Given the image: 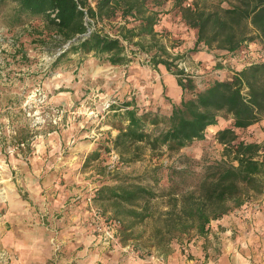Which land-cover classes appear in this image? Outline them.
<instances>
[{"label":"rangeland","instance_id":"rangeland-1","mask_svg":"<svg viewBox=\"0 0 264 264\" xmlns=\"http://www.w3.org/2000/svg\"><path fill=\"white\" fill-rule=\"evenodd\" d=\"M230 1L184 0L183 5L213 11L219 6L227 7ZM174 5V0H168L159 9L161 20L155 30L169 52L175 56L184 55V59L178 62L179 67L185 69L200 88H204L209 79H225L232 72L264 60V49L259 42L248 44L234 55L225 51H211L203 46L197 52H192L197 39L196 30L187 26L179 8ZM13 8L14 5L0 8V165L8 166L7 172L14 173L10 178L17 184L15 172L19 160L26 164L35 159L33 155L42 148H53L58 144L59 150L49 153L45 160L47 164L55 165L63 161L71 166L78 165L82 174L87 173L84 175L87 182L80 183V186H85L84 190L75 186L78 184L61 185V189H67L70 196L68 203L55 210L54 214L49 209L45 211L44 206L39 205V199L35 198L30 203L25 201L24 208L13 210L9 203L1 201L0 196V240L3 242L0 241V264H14L19 259L10 250L14 246L10 235L13 232L21 234L25 243L35 236L40 240L37 260H41V264H65V261L72 259L77 251L62 245L63 240L66 241L64 244H68L69 239L64 237L66 232L63 227L59 226L57 230L52 228V219L65 223L66 213L80 210L79 206L83 203L81 208L93 210L92 226L108 249L116 246L122 254L137 261L143 259L144 264H199L196 260H200V249L223 241L225 235L214 234L217 228H214L212 236H209L210 232L204 237L193 233L183 241H175L167 255H161L153 247L151 236L161 226L162 213L169 206L168 199L161 197L167 187V170H187L192 174L188 182L197 183L207 174L211 164L222 159L223 147L215 140L214 131L207 132L206 141L196 142L180 152L164 150L163 153H152L144 145L141 159L134 162H128L127 156L125 161L121 160L111 142L118 134L111 124L120 123L119 118L113 116L114 112L108 110L109 105L119 106L133 101L142 112L168 115L172 102L178 103L181 97L176 78L175 82L171 81L164 66L155 68L147 54H135L137 48L131 46L126 50L131 61L123 65H112L107 56L100 57L93 53L82 55L67 52L61 56L70 44H63L60 38L48 35L42 19H32L24 26L12 27L10 14ZM36 27L44 33L46 41L37 40L39 33L35 32ZM97 27L111 35L118 32L116 23H102ZM163 126L148 130L159 132ZM240 136L264 144V119ZM23 140H26L25 143H21ZM105 147L110 148L111 152L108 153ZM95 151L99 152L100 157L86 164L87 157ZM156 168L162 178L159 185H155L152 178ZM135 178H139L137 182L145 186H153L159 197L150 203L153 217L135 226L134 239L125 242L123 222L116 220L110 209L96 203L94 197L97 189L104 184L115 185ZM194 183L190 185L191 188ZM7 190L0 183V194ZM43 190L49 191L48 188ZM78 190L82 195L75 193ZM59 192L50 191L45 198L46 203L53 198L58 200ZM251 202L250 199L248 204ZM65 224L67 226L69 223ZM113 226L117 228V244H110L105 239L106 229ZM218 231L221 233L225 230L219 228ZM238 234L233 230L228 239L233 241ZM120 247L126 250L122 251Z\"/></svg>","mask_w":264,"mask_h":264},{"label":"trees","instance_id":"trees-1","mask_svg":"<svg viewBox=\"0 0 264 264\" xmlns=\"http://www.w3.org/2000/svg\"><path fill=\"white\" fill-rule=\"evenodd\" d=\"M167 1L0 0V8L14 5L10 14L12 27L42 19L48 35L70 44L61 56L67 52L93 53L107 56L112 65H123L131 61L126 53L131 46L137 48L135 54H147L155 68L164 66L176 78L181 97L178 103L172 102L168 115L142 112L133 101L110 105L108 110L119 118V125L111 124L118 130L111 142L121 160L125 161L126 156L128 162L141 159L144 145L152 153L180 152L206 141L209 128L218 126L221 120L227 123L214 137L223 147L222 159L211 164L200 181L188 182L192 174L187 170H167V187L161 197L168 199L169 206L162 213L161 226L151 236L153 247L161 255H167L175 241H183L193 233L207 236L213 221L241 208L253 196L264 194V144L240 136L264 119V60L232 72L225 79H209L200 88L179 67L184 55L169 52L155 30L161 20L159 9ZM174 1L187 26L196 30L192 52L203 46L234 55L252 42H259L264 49V0H232L227 7L219 6L213 11L184 6V0ZM102 23H116L117 34L98 28ZM34 29L39 33L37 40L46 41L41 29ZM162 125L159 132L148 130ZM105 150L111 152L110 148ZM99 157V152H93L86 164ZM156 169L152 178L159 185L162 178ZM138 179L104 184L94 197L96 203L123 222L125 242L134 239L135 226L153 217L150 203L159 197L153 186H145Z\"/></svg>","mask_w":264,"mask_h":264},{"label":"crops","instance_id":"crops-1","mask_svg":"<svg viewBox=\"0 0 264 264\" xmlns=\"http://www.w3.org/2000/svg\"><path fill=\"white\" fill-rule=\"evenodd\" d=\"M169 79L174 81L172 75H170ZM226 125L227 123L221 120L218 126L211 127L209 130L216 133ZM52 147L42 148L37 154L33 155L35 159L33 158L26 164L23 163L22 159L19 162L17 161V171L15 172L18 178H16L17 184H15V181L12 182L10 176H12L11 174L14 175V173L9 174L7 172L8 166L0 165V176L2 179L0 183L4 184L5 189L8 188L7 191L0 194L1 201L9 203L11 209L24 208L25 201L30 203L36 198L40 201L39 205L42 204L44 206L43 209L45 211L49 209L50 213H53L68 203L70 194L67 189L63 191L61 185L74 186L78 184L75 186L84 190L85 186H80V183L85 184L87 182L84 176L87 173L82 174L78 165L71 166L70 163L63 161L57 162L55 165L47 164L45 160L48 158L49 153L59 150L58 144ZM22 187L24 190H22ZM43 188H48L49 191H45ZM55 190L60 191L57 197L58 200L53 198L48 201L49 203H46L45 198L49 196V192H54ZM79 192L80 190L75 193ZM78 195H82V193L80 192ZM251 200L253 201L251 204L246 203L241 208L211 223L209 236H212L214 228H217L214 234L225 235V237H222L223 241L220 243L213 242L200 249V260H196L197 263L264 264V194L256 195ZM81 207L79 206L80 210L76 209L72 213H66L64 219L69 223L67 226L66 222H55L52 219V228L57 230V227H63V231L66 232L63 235L67 240L69 239L68 244H64L66 241L63 240L62 245L70 247L72 251H77L72 259L65 261V264L73 261L76 264H127V262H130V264H144L143 259L137 261L126 254H122L123 252L116 246H110L108 249V246L103 244L102 237L95 233L92 226L91 217L94 215L93 210L86 211V209ZM219 228L225 231L219 233ZM233 230L238 231L239 234L235 240L230 241L228 235ZM25 234L23 235L24 239ZM10 235L13 237L14 245L10 250L19 257L14 264H41V260H37L41 242L36 236V238L31 237L29 243H25L21 234L13 232ZM1 243L3 242L1 241ZM120 248L122 249V247ZM124 250L126 249L123 248L122 251ZM184 264L186 263L184 262Z\"/></svg>","mask_w":264,"mask_h":264},{"label":"built area","instance_id":"built-area-1","mask_svg":"<svg viewBox=\"0 0 264 264\" xmlns=\"http://www.w3.org/2000/svg\"><path fill=\"white\" fill-rule=\"evenodd\" d=\"M110 107V105L108 106ZM117 229V228H116ZM116 229L113 227H108L105 231V239L108 243L117 244L118 234L116 233Z\"/></svg>","mask_w":264,"mask_h":264}]
</instances>
